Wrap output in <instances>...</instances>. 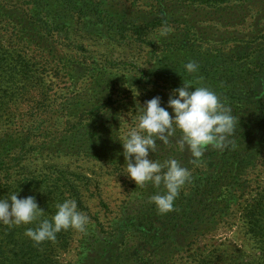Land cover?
Returning a JSON list of instances; mask_svg holds the SVG:
<instances>
[{"label":"rangeland","instance_id":"rangeland-1","mask_svg":"<svg viewBox=\"0 0 264 264\" xmlns=\"http://www.w3.org/2000/svg\"><path fill=\"white\" fill-rule=\"evenodd\" d=\"M89 1L105 2L104 15L108 8L115 16L113 22L107 23L116 25L96 23L85 15L69 23L54 21L43 14L40 21L31 20L34 23L31 26L23 21L24 17L29 20L38 11L29 12L28 4L22 6L21 0H0V5L6 6L4 11L0 10V42L26 51V59L34 57L33 50L38 45L46 46L39 31L43 33L40 25L46 17L50 18L53 31L44 38L49 39L53 50L46 46L40 54L49 61L42 63L51 68L45 71L46 85L53 90L51 93L57 92L62 97L60 101L70 102L69 110L54 105L56 110L59 108L58 113L44 121V131L47 127L56 131L55 143L40 136L41 146L45 148L39 154L32 150L27 162L26 159L22 161L32 164L33 171H25L35 182L26 197L34 196L40 205L44 193L36 182L44 176L65 173L82 194L77 206L89 216V225L86 233L66 230L69 234L66 241L61 243L59 239L51 241L50 245L44 244L43 252L48 254L55 248L58 264H184L186 253L218 245L230 253L241 249L245 262H261V254L244 244L237 226L243 221L240 208L264 188L263 128H260L263 132L251 140L233 133L228 138L227 148L208 147L199 160H194L187 148L180 150L176 143L179 132L169 145L158 142L156 152L149 154L151 159L164 162L174 158L191 174L173 210L166 214L158 212L150 200L163 191L162 186L155 188L148 184L140 188L126 175L122 142L127 132L135 127L140 105L146 101L159 96L161 106L167 108L172 90L183 83L193 88L206 87L218 95L220 91L215 83L218 79L220 82L227 79V73H235L236 79H245L244 88L240 84L242 81L238 85L239 91L244 89L245 100L236 102L235 106L246 109L247 115L257 110L260 117L264 116V0H236L213 8H182L179 16L147 27H137L141 24L134 23L139 15H146L151 9L144 5L147 0H137L136 6H130V1L126 0ZM11 7L17 11H11ZM162 11L167 13V9ZM188 26L193 33L186 37L184 31ZM9 27L17 33L20 28L21 37L10 34ZM164 28L169 31L162 36ZM58 55L68 61L61 62ZM188 62L198 65L196 73L185 71L184 65ZM32 94L35 96L26 85V110L36 104L31 102ZM228 109L232 111V107ZM167 110L171 115L172 110ZM234 118L235 132L247 124V120ZM259 121L256 117L248 125L255 126ZM30 124L26 118V125ZM242 147L246 148V159L236 170L239 161L234 152ZM21 165L12 171L14 182L26 176L25 171L20 170ZM209 171H218L225 177L231 176V171H244L246 189L239 206L234 205L230 216H221L216 231L201 235L192 245L186 246L188 241L176 248L158 247L156 244L164 239L181 242L183 234L171 229L170 223L177 221L173 211L179 209L184 213L188 204L185 194L192 181ZM46 193L52 217L57 211L56 205L64 200L59 193L50 194L49 190ZM183 217L178 221L186 220L184 214Z\"/></svg>","mask_w":264,"mask_h":264},{"label":"trees","instance_id":"trees-1","mask_svg":"<svg viewBox=\"0 0 264 264\" xmlns=\"http://www.w3.org/2000/svg\"><path fill=\"white\" fill-rule=\"evenodd\" d=\"M21 1L22 6L25 3L28 4L26 9L28 7L29 12L38 11V13H31L32 17L29 20H26L24 17L23 21L25 23L28 21V24L31 26L34 24L31 20L40 21L44 18L43 14L51 16V19L54 21L59 19V21L69 23L74 18H82L85 15L93 18L96 23L100 22L104 25L110 24L111 26L116 25V23H107L109 21L113 22L115 16L111 15V11L108 8L104 15L102 6L105 5V2L103 1L98 4H94L93 1L89 0ZM126 1H130V6H136L137 2L141 0ZM233 1L236 0H147L144 5L149 6L151 9L146 15H139L134 23L141 24L140 26L137 25V27L156 26L161 20L175 18V15L179 16V11L182 8L192 6L196 8H213L228 5ZM4 9H6V6L1 4L0 10L4 11ZM11 9V11H17L15 8L11 7ZM163 9H167L166 14L162 11ZM49 19V17H46V21L40 25L44 34L40 31L39 34H42L41 38L46 46L53 50V47L48 43L49 39L44 38L45 35H49L53 31L50 28L51 23H49ZM34 27L37 28L38 26L36 25ZM7 31L10 34L13 33L21 37L20 28L18 29V33L12 27H9ZM184 32L186 37L191 36L193 33H190L189 26L185 28ZM44 43L39 42V44ZM38 46L33 50L34 57H28L29 59H26V51L6 46L0 42V199H8L13 194H17L18 198H25L26 194L30 193L32 187L35 186H33L35 182L33 181V177H29L26 171H33L32 164H23L22 161L26 159L27 162V158L32 156L29 152L36 151L39 154L45 148L41 146L40 136L43 135L55 143L56 131L50 130V127H47L44 131L43 127L46 119L51 120L52 116L58 113L59 108L56 110L53 106L60 105L63 107V110H69L70 102H67V99L60 101L59 99H62V97L57 92L51 93L53 90L46 85L45 71H49L51 68H48L47 64L44 65L42 63H48L49 61H45L46 57L40 55L46 49V46ZM51 52L53 53V51ZM58 59L61 62L68 61L67 58L60 55H58ZM227 75L229 76L223 82H220V79H218L215 83L220 91L217 96L227 109L228 107H232V111H230L233 112L232 114L235 117L247 120V124L238 127L237 131H234V135L251 140L257 134L263 132L260 131V128L264 129V116L260 117L257 110H253L252 113L247 115L246 109L240 110L235 106L236 102L245 100L243 96L244 89L239 91L238 86L242 81L240 84L244 88L245 79H236L237 75L235 73H227ZM249 83L252 84L253 81H249ZM26 85L31 88L32 93L36 96L32 94L31 102L33 101L36 104L31 105L28 110H26ZM42 88H45V91L42 92ZM22 101H24L23 105H19ZM262 105H264V99ZM53 108L56 111H53ZM256 117L260 119L259 124H255V126L248 125L250 122L255 121ZM26 118L31 122L30 126L26 125ZM40 125L41 127H39ZM245 150L246 148L242 147L240 151L235 153L231 149L238 156L239 164L235 167L236 170L240 168L241 162L246 159ZM16 161L20 162L16 164ZM20 165V170H26L23 173L26 176L14 182L11 179L12 171L15 166ZM231 172V176L225 177L219 174L218 171H209L205 173V176L193 180L192 186L188 188L185 194V199L188 204L184 208V213L179 209L174 210L173 214L177 216V221L170 223L172 226L171 229L176 233L183 234V239L181 242L179 240L167 241L164 239L163 242L159 241L160 243L156 245L158 247L172 246L176 248L181 243H187L189 241L186 246H190L201 235L216 231L221 223L219 221L221 216H224V218L230 216L233 213L234 205L237 208L240 199L245 194L244 171ZM36 183L39 184L38 187L44 193V198L40 202V205L38 203L44 210L40 220H51L52 218L50 216L51 203L46 193L47 190H49L50 194L59 193L58 195L61 196V200H65L66 197H72L76 202L81 200L80 196L82 194L77 189L76 183H73L70 178L68 179L65 173H59L49 177L44 176L42 180ZM234 185L237 187L232 192ZM240 210L243 220L237 226L238 233L241 236L240 238L243 239L244 244L250 245L252 249L258 250L261 254V262H245L242 254H240L242 252L241 249H235L230 253L221 249L218 245H211L205 249L198 248V250L192 251V253H186L187 255L183 257L184 259L187 256L184 264H264V188L256 192L249 201H246V204ZM183 214L186 220H183L184 222L178 221L180 217H183ZM37 226L38 222H34L27 227L26 225L10 227L0 224V264H58L55 248L54 251L48 254H45L42 250L44 244L50 245L51 241H45L37 245L25 235L27 228H36ZM66 237H69L68 231L62 230L60 233H57L54 241H59L60 239L62 243L66 241Z\"/></svg>","mask_w":264,"mask_h":264},{"label":"clouds","instance_id":"clouds-1","mask_svg":"<svg viewBox=\"0 0 264 264\" xmlns=\"http://www.w3.org/2000/svg\"><path fill=\"white\" fill-rule=\"evenodd\" d=\"M164 28L161 35H167ZM189 74L198 71L195 62L184 65ZM167 108L172 110L170 115ZM167 108L161 106V98L153 97L140 105L137 123L123 139V156L126 175L137 187L151 184L163 187L162 192L150 197L158 212L166 214L173 210L174 202L181 189L190 180V172L176 159L159 162L150 158L155 153L157 143L169 145L177 132L176 143L181 151L185 148L194 160H199L208 147L224 150L229 146L228 138L234 133L236 119L220 101L215 92L206 87H195L187 83L172 90ZM57 211L51 220H40L44 210L34 196L18 198L13 194L8 199H0V224L7 226L30 225L38 222L36 228H27L25 235L35 244L54 241L57 233L73 229L86 233L89 216L78 210L74 199L66 198L56 205Z\"/></svg>","mask_w":264,"mask_h":264}]
</instances>
